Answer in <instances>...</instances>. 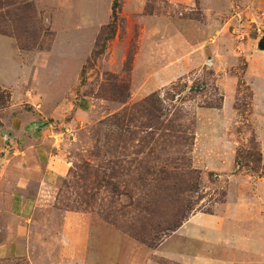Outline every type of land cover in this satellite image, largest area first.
<instances>
[{
	"label": "rangeland",
	"instance_id": "obj_1",
	"mask_svg": "<svg viewBox=\"0 0 264 264\" xmlns=\"http://www.w3.org/2000/svg\"><path fill=\"white\" fill-rule=\"evenodd\" d=\"M263 37L264 0H0V264H264ZM26 138L67 172L4 216Z\"/></svg>",
	"mask_w": 264,
	"mask_h": 264
},
{
	"label": "crops",
	"instance_id": "obj_2",
	"mask_svg": "<svg viewBox=\"0 0 264 264\" xmlns=\"http://www.w3.org/2000/svg\"><path fill=\"white\" fill-rule=\"evenodd\" d=\"M15 125L16 122H15ZM33 138H26V142L25 144L22 145V148H18L20 146H18L16 148L17 151H15L14 155L15 157L18 156H22V159H18L13 161V157L12 160L10 159V164H11V169L12 171L11 174H13V177L16 179V184L18 186V190L13 194V205L12 208H7L8 211L3 212L5 213L4 216H8L11 217L12 216H17L19 217V213H25L28 214V210H30L31 208V203L28 202L26 199V195L23 194L24 192H26V185L27 183L30 182L31 178H35V179H43L42 183H51L52 181L60 178L61 176L64 175V173L66 174L67 169L65 167V164L60 161V160H56L55 158L53 159V157H49V153L47 151V149H45L44 146L38 145L39 147H37V159L34 160L33 162H30L28 157H25L27 155V151L30 150L29 148L31 147L32 142L30 143V145L27 147V141H32ZM33 160V158H31ZM8 161V162H9ZM46 169V170H45ZM26 176L27 178H21V176ZM5 175L3 176L2 174L0 175V193L1 191H6V190H13V182L14 180L10 177V175L8 174L7 178H4ZM19 178V179H18ZM38 184H40L38 182ZM8 193V192H7ZM28 196V194H27ZM245 204V203H244ZM248 205V204H247ZM237 206V205H236ZM248 208H244V207H240L236 208L232 211H230L234 217L232 224H228L227 220H225V218L221 217V216H210L209 218H206L204 216H195L194 217V221H198V218L204 219L205 222L207 221V219H214L216 218V220L218 222H220V224L222 223V225H226V223L231 226L234 229L240 230L239 227L245 225L243 223L244 220L250 222L251 221V215L253 213V211L256 210H252L251 206H247ZM17 211V214H15V212ZM242 214V215H241ZM240 219V220H239ZM243 219V220H242ZM229 220V219H228ZM204 222V223H205ZM198 225V224H197ZM195 225V226H197ZM239 226V227H238ZM242 228V227H241ZM236 236V235H234ZM242 238V237H241ZM242 241V240H241ZM247 242V241H246ZM242 243H244L242 241ZM242 243L238 242L239 245L242 246ZM248 247H253V243H246ZM5 246L2 245L0 248H4ZM229 256V255H227ZM230 262H226L225 264H256L254 263V261H242L240 259H237L233 262L232 260H228Z\"/></svg>",
	"mask_w": 264,
	"mask_h": 264
},
{
	"label": "trees",
	"instance_id": "obj_3",
	"mask_svg": "<svg viewBox=\"0 0 264 264\" xmlns=\"http://www.w3.org/2000/svg\"><path fill=\"white\" fill-rule=\"evenodd\" d=\"M117 5H118V3L116 1V3L114 4V11H113L114 17H116L115 12L117 9ZM115 22L116 21L114 20L113 23L110 25V28L112 30H114V28H115V25H116ZM6 93L7 92L3 88H1V86H0V110L7 107L9 102H10V97ZM127 117H128V113H122V114L116 115V117L113 118L115 126L118 127L119 129L123 130L125 128V126H128V125H126V123L128 122ZM125 138H126L125 134L123 132H121L120 134H117L116 141L118 143H121V142L125 141ZM257 160H258L257 163L261 162V159L258 158ZM66 207H67V209H70L69 205H67Z\"/></svg>",
	"mask_w": 264,
	"mask_h": 264
},
{
	"label": "water",
	"instance_id": "obj_4",
	"mask_svg": "<svg viewBox=\"0 0 264 264\" xmlns=\"http://www.w3.org/2000/svg\"><path fill=\"white\" fill-rule=\"evenodd\" d=\"M258 49L264 51V37L259 41Z\"/></svg>",
	"mask_w": 264,
	"mask_h": 264
}]
</instances>
